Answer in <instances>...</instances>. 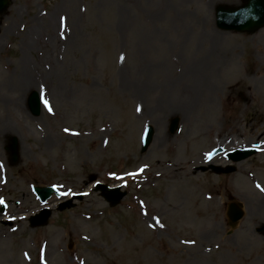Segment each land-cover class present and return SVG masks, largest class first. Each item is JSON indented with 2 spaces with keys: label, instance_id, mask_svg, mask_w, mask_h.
<instances>
[{
  "label": "rangeland",
  "instance_id": "rangeland-1",
  "mask_svg": "<svg viewBox=\"0 0 264 264\" xmlns=\"http://www.w3.org/2000/svg\"><path fill=\"white\" fill-rule=\"evenodd\" d=\"M212 1L11 0L0 13V124L8 128L0 264H264V235L255 232L264 223V26L221 30L217 7L242 0ZM215 32L230 57L209 76L215 94L170 114L178 92L163 86L179 67L174 58L208 49ZM23 66L37 77L30 89ZM35 90L51 112L41 101L31 114ZM145 125L154 132L142 150ZM10 135L19 143L14 166ZM242 147L256 151L225 156ZM94 181L127 195L111 208ZM34 183L69 194L42 203ZM72 193L84 196L59 209ZM230 203L243 211L235 228ZM42 205L52 210L48 223L30 227Z\"/></svg>",
  "mask_w": 264,
  "mask_h": 264
},
{
  "label": "bare ground",
  "instance_id": "bare-ground-1",
  "mask_svg": "<svg viewBox=\"0 0 264 264\" xmlns=\"http://www.w3.org/2000/svg\"><path fill=\"white\" fill-rule=\"evenodd\" d=\"M213 0V5H216ZM8 30V28H7ZM208 39L211 46L204 51L197 50L193 56L188 60H183L175 57L179 64L176 69V74L166 80L163 86L164 93L178 92L177 98L172 103L167 102L170 106V114L185 115L191 110L199 107L202 99L209 100L215 94L214 85L209 76H211L219 66H223L230 61L229 52L221 46L222 35L219 32L208 33ZM232 50H235L232 49ZM199 53V54H197ZM163 64V63H162ZM162 65H157L161 68ZM21 77L27 89L32 88V84L37 77L33 75L32 70H26L24 66L21 68ZM37 91V90H36ZM41 101L44 98L39 94ZM169 99V98H168ZM8 133V128L0 124V136ZM242 183V181H240ZM259 209L264 206V199H257Z\"/></svg>",
  "mask_w": 264,
  "mask_h": 264
},
{
  "label": "water",
  "instance_id": "water-1",
  "mask_svg": "<svg viewBox=\"0 0 264 264\" xmlns=\"http://www.w3.org/2000/svg\"><path fill=\"white\" fill-rule=\"evenodd\" d=\"M245 4L239 6L237 8L233 7H226V6H219L217 8V24L226 30L234 29L236 31H254L264 25V0H245ZM10 3V0H0V12L5 10ZM28 107L31 110L32 114L37 115L39 114V103L40 99L38 98V94L36 91H33L28 96ZM172 130L176 127V120H173L172 123ZM152 128H147L143 135V142H142V149H145L146 146L152 139ZM9 155H11L10 163L14 165L18 161V154H17V143L16 138L11 139L10 146L8 148ZM251 153V150L245 151H238L231 155L234 159L235 158H243L246 157L247 154ZM100 189L103 190V196H105L111 205H115L116 202L119 201L120 198L124 194L118 192V188L113 190H109L107 186H98ZM34 191L41 197L42 200H45L49 197V194L53 191L52 187L44 188V187H34ZM45 217L43 219L36 220L35 222L32 221L31 225L36 226L39 224H45L47 221V216L49 211H44ZM229 215L232 221L237 220L240 217L241 212L235 210L233 207L229 209ZM259 230L264 231V225L260 227Z\"/></svg>",
  "mask_w": 264,
  "mask_h": 264
},
{
  "label": "snow or ice",
  "instance_id": "snow-or-ice-1",
  "mask_svg": "<svg viewBox=\"0 0 264 264\" xmlns=\"http://www.w3.org/2000/svg\"><path fill=\"white\" fill-rule=\"evenodd\" d=\"M121 60L124 59L123 56L120 57ZM44 104L45 106L48 108V111L51 112L52 111V108L51 106L49 105L48 101L47 100H44ZM141 109L139 107H137V111H140ZM65 131H68V129H65ZM208 158L211 159V156H212V153H208L207 154ZM140 171L142 172L143 171V168L140 169ZM130 175H135V173H131ZM258 188L261 189V191H264V187H261L259 184L257 185ZM69 193H62V195H68ZM5 203V201L0 198V205H3ZM156 223L159 224V220L157 219L156 220ZM161 227H163V225H161Z\"/></svg>",
  "mask_w": 264,
  "mask_h": 264
}]
</instances>
